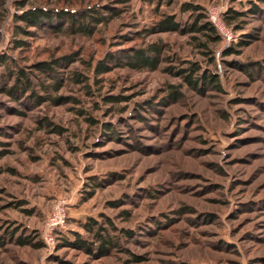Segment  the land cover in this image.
<instances>
[{
	"label": "rangeland",
	"instance_id": "374dc122",
	"mask_svg": "<svg viewBox=\"0 0 264 264\" xmlns=\"http://www.w3.org/2000/svg\"><path fill=\"white\" fill-rule=\"evenodd\" d=\"M21 1L0 0V264H264V0L34 1L105 18L90 36L17 33ZM189 6L219 41L158 32L166 16L189 25ZM150 46L161 50L156 70L127 64ZM63 56L56 92L57 77L33 66ZM99 64L110 71L97 73ZM192 64V80L216 84L191 87L183 71ZM20 68L32 95L70 102L7 95ZM59 198L67 220L48 246L43 227ZM91 219L113 244L103 256L83 228ZM75 232L92 253L65 245Z\"/></svg>",
	"mask_w": 264,
	"mask_h": 264
},
{
	"label": "trees",
	"instance_id": "16d2710c",
	"mask_svg": "<svg viewBox=\"0 0 264 264\" xmlns=\"http://www.w3.org/2000/svg\"><path fill=\"white\" fill-rule=\"evenodd\" d=\"M30 0H24L20 2V14H16V22L23 23V26L18 25L16 27L17 33L25 34L27 36L30 35V28H49L51 31L56 33H68L72 32L74 34H82L90 36L93 34L96 25H99L104 22L105 18H97L94 15L90 14V9L84 10L81 12L72 11V10H65V9H54L49 8L46 6H42L41 4H35L34 1L31 0L35 5L28 7V3ZM41 1V0H37ZM194 9V14L192 15L193 21L189 25L182 26L178 23L174 16H166L165 18L161 19L157 25L156 29L158 32H181L182 34H203L210 32L212 33L211 38L214 41H219V37L216 35L215 27L207 20V17L199 13L200 8L198 6H189L187 10ZM234 16H230L232 19H236L237 16H240L238 13H234ZM91 19V23L87 22ZM82 22V23H80ZM86 22V23H85ZM214 34V35H213ZM20 46L24 45L25 43L22 41L18 42ZM204 45V44H203ZM233 51H229L228 53H232ZM161 50L156 46H150L147 50H135L134 54L130 56V60L127 62L129 66L132 68H146L150 70H156L158 68V63L160 61ZM70 57L63 56L52 61H44L35 64L33 67L42 72L44 75H48L51 79H55L56 81L53 82L51 87L58 92L62 84L59 82V76L55 75L54 71L56 67H60L61 65L65 64L68 65ZM5 63V62H3ZM110 71L108 66H104L99 64L97 66V73L103 74ZM200 69L197 65L192 64L190 70H184L185 79L189 83L191 87L194 89H198L199 82L205 85L216 84L217 80L214 76L208 77L205 74H199L198 81L192 80L193 75L199 73ZM11 80L14 79V83L9 88H3V91L7 93L10 97H13L17 101L21 99V97L25 96L27 93L30 94V98L36 99V104L41 105L48 100L53 101L57 105H61L65 102H70V98L64 97H55L50 98V96H35L32 95L33 91V81L30 78V75L27 74L24 69H18L16 72H12ZM75 80L78 83H81V78L79 75L75 76ZM46 89V88H45ZM51 125V124H50ZM54 131L61 133L62 129L54 128ZM85 231L93 236L98 242V253L99 255H105L106 251H108V247L113 245L105 236L101 233L104 228L95 220L91 219L90 222L83 225ZM96 229V230H95ZM10 236L13 238V241L18 243L21 246H33L35 248H42L43 244L40 241H36L38 236L28 235L24 238L17 237L14 239L15 234L11 233ZM72 238L73 241L65 240V245L68 247L79 248L87 251L88 253H92L93 249L88 244L87 240L84 239L79 233H73ZM136 262H140L141 258L134 256Z\"/></svg>",
	"mask_w": 264,
	"mask_h": 264
},
{
	"label": "built area",
	"instance_id": "2783aa9c",
	"mask_svg": "<svg viewBox=\"0 0 264 264\" xmlns=\"http://www.w3.org/2000/svg\"><path fill=\"white\" fill-rule=\"evenodd\" d=\"M214 15V11L211 12V20L214 24H216L217 20ZM224 35L227 36L228 40L231 38V35H229L228 33H224ZM67 205L68 202L65 198H59L58 200H56L51 215L44 223L42 239L48 246L54 244L58 230H60L66 223Z\"/></svg>",
	"mask_w": 264,
	"mask_h": 264
}]
</instances>
